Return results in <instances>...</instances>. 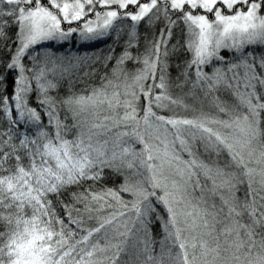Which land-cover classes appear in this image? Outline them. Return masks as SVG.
Listing matches in <instances>:
<instances>
[{
  "label": "snow or ice",
  "instance_id": "6c2138e0",
  "mask_svg": "<svg viewBox=\"0 0 264 264\" xmlns=\"http://www.w3.org/2000/svg\"><path fill=\"white\" fill-rule=\"evenodd\" d=\"M0 264H264V0H0Z\"/></svg>",
  "mask_w": 264,
  "mask_h": 264
}]
</instances>
